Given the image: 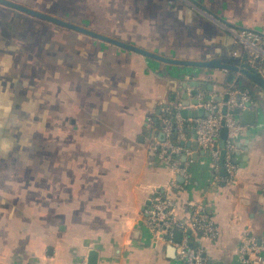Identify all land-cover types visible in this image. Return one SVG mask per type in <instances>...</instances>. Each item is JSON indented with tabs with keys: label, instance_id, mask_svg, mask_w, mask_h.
<instances>
[{
	"label": "crops",
	"instance_id": "1",
	"mask_svg": "<svg viewBox=\"0 0 264 264\" xmlns=\"http://www.w3.org/2000/svg\"><path fill=\"white\" fill-rule=\"evenodd\" d=\"M9 1L172 60L225 63L237 46L222 24L264 34V0ZM21 54L33 65L29 86L45 93L47 157L55 149L59 160H46L45 214L29 210L22 219L21 209L0 208V264H89L91 252L98 264H179L146 227L145 210L167 194L183 220L187 203H205L220 237L196 244L212 264H240L246 229L264 242L263 88L251 87L253 122L244 112L237 117L243 130L234 143L233 182L213 186L211 159L200 148L196 153L193 132L186 144L192 160H182L185 180L152 151L151 139L163 133L149 120L184 93L190 101L194 90L207 98L211 84L235 88L249 85L248 78L160 62L0 4V88L6 66L25 68ZM57 117L60 127L52 129ZM174 179L182 190H169Z\"/></svg>",
	"mask_w": 264,
	"mask_h": 264
},
{
	"label": "built area",
	"instance_id": "2",
	"mask_svg": "<svg viewBox=\"0 0 264 264\" xmlns=\"http://www.w3.org/2000/svg\"><path fill=\"white\" fill-rule=\"evenodd\" d=\"M221 26L232 35L234 44L237 46L232 58L249 56V70L264 77V34L225 24ZM225 72L228 71L225 70ZM204 80L211 83L208 78ZM211 85L213 89L207 94L208 101H205L204 96L199 93L196 98L199 104L189 106L204 108L206 113L204 116L185 119L181 114L185 106L179 102L174 107L175 115L163 121L164 140L158 139V135L152 136L151 140L152 151L157 154L159 160L166 162L175 176L188 180L189 172L187 167L182 165V160H192L193 151L186 144L189 140L191 141L189 132H193L199 148L209 154L215 173L212 185L217 186L220 183H232L235 178L234 143L243 130L237 117L240 113L249 110L253 103L252 95L248 91L237 90L232 85L221 88L215 84ZM161 107L160 112H167L165 106L161 105ZM236 111H239V114H236ZM149 122L152 126L153 119L150 118ZM224 128L228 130V139L222 164L219 141ZM222 168H225L227 172L225 178L220 177ZM182 189L183 187L175 179L169 187L170 191ZM178 209L168 194L155 199L144 213L147 229L153 236L163 238L166 244L174 247L179 264H212L205 250L189 237L193 234L195 239L210 241L218 240L220 237V229L209 214L205 203L203 201L187 203L188 220L180 218ZM177 234H181L180 241L176 240ZM238 253L240 264H262L264 242H260L249 229H246L241 233ZM81 264L88 263L83 261Z\"/></svg>",
	"mask_w": 264,
	"mask_h": 264
},
{
	"label": "trees",
	"instance_id": "3",
	"mask_svg": "<svg viewBox=\"0 0 264 264\" xmlns=\"http://www.w3.org/2000/svg\"><path fill=\"white\" fill-rule=\"evenodd\" d=\"M28 60L29 58L21 54L20 63L24 64ZM249 61L250 57L247 55L237 59L231 56L225 63L250 69ZM6 70L3 76L9 78L11 85H5L4 80V87L0 88V179L6 183L2 184L4 183L2 181L0 183V208L6 210L19 208L23 214L21 218L28 219L24 216L25 212L36 210L45 214V208L50 204L45 198L47 184L45 164L46 160L58 159L59 153L53 149L52 156L47 157L45 133L48 120L43 104L45 98L43 86L40 88L38 85V88L29 86V82H35L32 79L35 74H32L28 67L22 69L21 73H17L16 65L6 66ZM248 80L249 85H242L239 82L235 89L250 92L254 104L256 100L251 87L255 83L249 78ZM166 108L167 112H161L152 118L154 127L159 130L164 120L175 115L173 107ZM55 120L57 121L51 125L52 129L60 127L58 117ZM37 218L42 219L44 216L40 215ZM189 237L196 242L193 234Z\"/></svg>",
	"mask_w": 264,
	"mask_h": 264
},
{
	"label": "water",
	"instance_id": "4",
	"mask_svg": "<svg viewBox=\"0 0 264 264\" xmlns=\"http://www.w3.org/2000/svg\"><path fill=\"white\" fill-rule=\"evenodd\" d=\"M0 4L4 5L6 7L12 8V9H14L16 11L31 15V16L36 17L38 19H41V20L56 24V25L61 26V27L65 28V29H69V30L84 34L86 36H90V37L95 38L97 40L112 44L114 46L123 48L125 50H129V51L138 53V54H140L142 56H145V57H148V58H152V59L158 60L160 62H164V63H168V64H174V65H179V66L223 69V70H227V71H231V72H237V73H240L243 76L251 79L254 83H256L257 85H259L261 88L264 89V77L260 76L259 74L255 73V72H253V71H251L249 69H241L239 67L232 66L230 64H227V63H224V62H221V61L195 62V61L172 60V59L164 58V57L152 54L150 52H147L145 50H142L140 48H137L135 46L123 43L121 41H118V40H115V39H112V38H109V37H106V36H104L102 34H98L96 32H93L91 30L85 29L83 27H80V26L65 22V21L60 20V19L55 18V17L48 16L46 14L37 12L35 10H31L29 8H26L24 6H21L19 4L11 2L9 0H0ZM235 81H236V77L235 76H233V75H229L228 76V83L233 84V83H235ZM186 86H187L186 84H183L182 85L183 88L180 89V92H182L183 90H186ZM208 89H209V91H211L213 89V86L209 85ZM190 94L192 96L196 97V96H198L199 92L197 90H194V91L190 92ZM181 99H182V104L185 106V108L182 110L181 114H182V116L185 119H188V118H199V117H202V116H204L206 114L204 108H202L201 110H199L197 112H190L189 111L188 107L190 106V104L196 106V105L199 104V102L197 100L190 101L189 100V95L187 93L182 94ZM208 100H209V97L205 98V101H208ZM225 101H227V98H225ZM160 113L161 112L159 111L158 114H160ZM236 114H239V111H236ZM254 115L255 114H254L253 111L246 110L243 113V118H247L248 121H246V122L252 123L253 120H254L253 119ZM160 138L163 141L164 140V134H162ZM227 139H228V130L226 128H224L222 130V132H221V138H220V141H219V148L222 151L221 152L222 164H223L224 158H225V153H226L225 148H226ZM193 145H194V150L195 151L198 150V148H199L198 143L195 142ZM196 153H197V151H196ZM197 155L198 154H194L193 158L196 159ZM207 156H209L208 153H207ZM222 173L224 175L227 174L225 168L222 169ZM180 239H181V234H177L176 240L180 241ZM169 252L172 253L173 257H176L175 256L174 247L170 246ZM89 264H98L97 263V253L96 252H91L90 253ZM218 264H221V263H218Z\"/></svg>",
	"mask_w": 264,
	"mask_h": 264
},
{
	"label": "rangeland",
	"instance_id": "5",
	"mask_svg": "<svg viewBox=\"0 0 264 264\" xmlns=\"http://www.w3.org/2000/svg\"><path fill=\"white\" fill-rule=\"evenodd\" d=\"M25 60H26V59H25ZM15 65H16V64H15ZM27 65H28L29 67H33V65L30 64V62H27L25 67H27ZM43 75H44L43 73L40 74V77H39V79H37V80L44 79V76H43ZM4 80H5V82H6L5 85H11V81L9 80V78L5 77ZM40 81H43V80H40Z\"/></svg>",
	"mask_w": 264,
	"mask_h": 264
}]
</instances>
